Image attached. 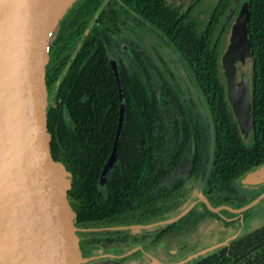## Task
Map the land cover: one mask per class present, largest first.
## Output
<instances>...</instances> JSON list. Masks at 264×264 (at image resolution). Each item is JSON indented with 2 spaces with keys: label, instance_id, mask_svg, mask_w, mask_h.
<instances>
[{
  "label": "trees",
  "instance_id": "trees-1",
  "mask_svg": "<svg viewBox=\"0 0 264 264\" xmlns=\"http://www.w3.org/2000/svg\"><path fill=\"white\" fill-rule=\"evenodd\" d=\"M104 1L83 0L80 9L91 15ZM115 2L120 9L114 8ZM104 6L98 22L67 68L65 78L57 84L50 104L56 143L74 175V198L82 209L81 225L125 223L129 214L136 221L138 211L151 216L155 209L160 210L156 216L174 217L195 200L201 188L213 205L230 203L227 192L240 190L241 187L233 185L241 183L243 174L264 163V0H251L249 11L253 53L248 73L254 116L249 136L244 134L227 99L219 50L222 38L215 31L211 35H207V30L198 31L169 8L166 0H113ZM126 7L137 14V19L155 18L174 47L188 60L206 96L207 113L213 124L210 123V132L207 118L192 104L187 110L175 86L146 83L129 68L120 67L126 119L119 159L109 171L106 186L101 187L100 175L112 151L120 114L118 81L107 44L111 41L113 15ZM86 26L85 23L79 29V35ZM66 59L57 63L55 75L60 74ZM207 137L212 138L214 156L206 171L202 167V153ZM191 145L193 151L188 150ZM189 153L193 155L190 161L185 160ZM177 170L178 175L173 173ZM248 187L252 188L244 189ZM263 189L257 190L254 198ZM151 199L157 200L154 206L149 204ZM246 201L236 205L241 207ZM199 205L209 209L205 202L197 203L183 216L167 222L166 235L184 227L182 222L200 211ZM189 264H264V224Z\"/></svg>",
  "mask_w": 264,
  "mask_h": 264
},
{
  "label": "water",
  "instance_id": "water-1",
  "mask_svg": "<svg viewBox=\"0 0 264 264\" xmlns=\"http://www.w3.org/2000/svg\"><path fill=\"white\" fill-rule=\"evenodd\" d=\"M74 1L0 0V264H83L88 259L80 223L82 209L74 198V175L56 143L50 118L53 43ZM249 28V7L244 5L231 24L221 57L227 97L247 135L254 124L252 89L246 76L253 53ZM112 67L120 114L112 151L100 175L101 187L106 186L109 171L119 159L126 119L125 91L114 58ZM240 181L252 188L264 183V163L243 174ZM199 193L198 199L166 222L183 216L199 200L216 211L223 207L243 211L264 197L263 191L246 205L233 208L213 205L204 189Z\"/></svg>",
  "mask_w": 264,
  "mask_h": 264
},
{
  "label": "flooded vegetation",
  "instance_id": "flooded-vegetation-1",
  "mask_svg": "<svg viewBox=\"0 0 264 264\" xmlns=\"http://www.w3.org/2000/svg\"><path fill=\"white\" fill-rule=\"evenodd\" d=\"M75 1L62 17L60 23L61 27L59 26L53 43L51 101L56 95L55 90L58 86L57 84H59L60 81L65 78L67 74V68L71 64V61L76 56L87 35L98 22L100 10L105 7L104 5H106L108 1L113 0H105L95 12L91 13V15H86L83 13V10L80 9V5L82 4L83 0H78V3H76L75 7H73ZM166 1L170 6L169 8L179 13L180 17L188 20L189 24L193 25L198 31L207 30V35H211L212 32L215 31L216 36L222 38V40H220L221 47H219L220 60L226 48L225 45L226 39L228 37L227 34L233 20L239 14L244 5H248L250 11L251 4V0ZM114 8L117 10L120 9V6L117 2L114 3ZM136 15L137 14L128 9V7H126L123 12L120 11L119 13L113 15V19L115 21L114 25H112L110 34L111 41L109 44H107V47L109 48L107 52L111 66L112 59L114 58L118 64L119 70L120 67L122 68L125 66L126 68H129L131 72H135L137 75L141 76V78L143 77L146 83L152 81L151 83L155 84V86H161L163 84H168L169 87L175 86V88L180 93L181 99L185 104H187V106L184 104V107L189 110L191 108L188 106H190L189 104H192V106L195 107V110H200L203 118H207V112L209 110L207 99L203 91L199 88L195 78V72L188 60L185 58L182 52L178 50V48L174 47L172 41L165 35L163 30L157 24L158 21L155 18L144 17L137 19ZM85 23L87 26L85 27L84 32L79 35L78 32ZM69 25L73 26L69 27ZM163 34L165 36H163ZM166 52L168 54H166ZM94 53L95 51L90 52L86 59L91 57ZM170 54L172 57H170ZM65 59L66 63H64L60 74L55 75L54 72L57 70V63L63 62ZM170 59H172L174 62L176 61V63L179 65L174 66V63ZM250 60L248 63L249 68ZM241 65L242 64L239 63V67H241ZM249 68L246 72L248 81ZM185 73L190 78V81L194 86H189L188 90L186 89V83H184L182 80V76H184ZM187 91H189V93H187ZM192 112L195 115V112ZM208 118L210 123L213 124L212 117L210 118L209 115ZM245 135L247 136V134ZM212 148L213 146L210 148V151L206 148L202 153V167H204L206 171L208 170L207 168L213 164L212 161L214 149ZM192 156L190 158L188 155L187 159L190 161ZM187 165H189V163H184V166L187 167ZM263 185L264 184L261 183L257 187L250 188L253 189L251 192H249V189H240L236 192L228 191L227 194L231 196V202L227 204L234 208H239L236 205L239 203V201H246L248 199L246 202H250L254 198L256 191H260L264 187ZM236 186V184L233 185V187ZM254 189L256 190L254 191ZM263 191H261V193ZM199 195L200 193L195 196V199H198ZM155 202H157V200L155 201V199H151L149 204L152 203L151 206H154L153 204ZM199 202L202 201L199 200ZM257 203L255 205H257ZM242 204H244V202ZM255 205L253 207H255ZM253 207H249L243 211L233 210V213L236 217H240L243 213L250 212ZM138 213L139 214L135 216L137 218L136 221L134 216L129 214L126 217L125 223H98L95 226L81 225L83 227V244L86 249V256L88 257V259L83 264H133L132 255H134V253H139V251H141L140 256L142 257L141 264H152L153 261H156V264H165L166 236H173L177 238L186 235V232H184L182 228H177V230L173 233L166 235V220L169 218L164 217V215L156 216V214L160 213V210H152L151 216H147L141 211H138ZM196 214H198V212ZM149 217H152L153 219H149ZM252 229L255 228H251L245 232L243 230L242 232L238 233L236 237H238L243 232L247 233ZM233 239L228 240L227 243L222 245L229 246L230 241ZM145 244H147L148 247H145ZM203 248L206 247L204 246L200 249H196V251L193 250L194 252L192 251V253H196ZM189 254H191V252ZM203 255H205V253L191 258L185 264L192 263L194 260H197Z\"/></svg>",
  "mask_w": 264,
  "mask_h": 264
},
{
  "label": "rangeland",
  "instance_id": "rangeland-1",
  "mask_svg": "<svg viewBox=\"0 0 264 264\" xmlns=\"http://www.w3.org/2000/svg\"><path fill=\"white\" fill-rule=\"evenodd\" d=\"M77 1L78 0L75 1L73 7H75V4L78 3ZM166 54L168 53L166 52ZM170 57H172L171 54ZM170 60L174 63V66L179 65L176 63V61L174 62L172 59ZM182 80L184 83H186L187 90L189 86L194 87L186 73L184 76H182ZM187 93H189V91H187ZM207 126L210 128L209 131L211 132V124L208 117ZM207 139L208 142L205 146L210 151V148L213 146V141L211 137H207ZM193 147L194 145H191L188 150L191 148L193 150ZM189 157L191 158L190 153ZM186 159L187 154L185 155V160ZM173 173L178 175V170ZM236 185L241 187V189L247 187L243 183L238 182L236 183ZM247 189H249V192L253 191V189ZM255 190L256 189H254V191ZM195 205H197V203ZM199 209L200 211H198V214L201 215L198 216V214L192 213L189 216V220L187 222H182V226H184L182 227V229L184 232H186V235L177 238L173 236H166V264H180V261H184L193 254V250L196 251V249H200L204 246L207 247L209 245L215 244L218 241H222V239L226 237L236 235L243 230L245 232L246 230L256 228L264 224V198L259 201L250 212H245L240 217H236L233 213V209H230L229 207H223L221 211H216L211 209L210 207L207 210L205 206L199 205ZM145 247H148V245L145 244ZM140 252L141 251H139V253L137 254L134 253V255H132L133 264H141L142 257L140 256ZM190 252L191 254H189Z\"/></svg>",
  "mask_w": 264,
  "mask_h": 264
},
{
  "label": "bare ground",
  "instance_id": "bare-ground-1",
  "mask_svg": "<svg viewBox=\"0 0 264 264\" xmlns=\"http://www.w3.org/2000/svg\"><path fill=\"white\" fill-rule=\"evenodd\" d=\"M249 203V202H248ZM246 205V204H245ZM254 206V205H253Z\"/></svg>",
  "mask_w": 264,
  "mask_h": 264
}]
</instances>
